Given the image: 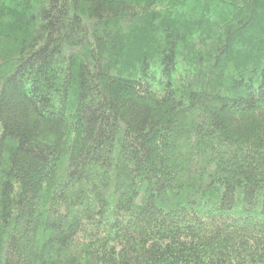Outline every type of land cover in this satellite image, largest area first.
I'll return each instance as SVG.
<instances>
[{
    "label": "trees",
    "instance_id": "1",
    "mask_svg": "<svg viewBox=\"0 0 264 264\" xmlns=\"http://www.w3.org/2000/svg\"><path fill=\"white\" fill-rule=\"evenodd\" d=\"M0 264H264V0H0Z\"/></svg>",
    "mask_w": 264,
    "mask_h": 264
}]
</instances>
